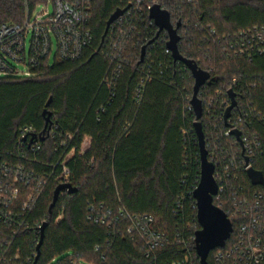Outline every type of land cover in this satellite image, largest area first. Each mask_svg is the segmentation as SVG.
<instances>
[{
    "label": "trees",
    "instance_id": "16d2710c",
    "mask_svg": "<svg viewBox=\"0 0 264 264\" xmlns=\"http://www.w3.org/2000/svg\"><path fill=\"white\" fill-rule=\"evenodd\" d=\"M158 1L175 27L181 23V55L214 79L202 87L201 94L211 97L232 88L240 95L242 107L251 116L241 130L244 136L256 134L261 140L263 153L255 158L253 168L264 174V122L258 117L264 116V56L248 61L224 52L225 37L255 25L264 27V0H200L196 7L179 0ZM49 2L55 0H0V26L22 23L28 12ZM127 6L126 0H92L88 27L94 40L80 59L56 58L51 66L44 63L35 77L0 79V170L22 165L38 177H49L29 217L32 226L47 223L37 264H53L70 253L80 255L87 264H170L183 257L181 249L172 248L159 251L156 260L147 259L140 242L90 219L102 205L115 210L124 207L133 215H153L162 230L176 229L193 217L189 202L181 214L176 212L177 198L189 199L200 181L196 118L185 111L189 104L185 98L193 96L195 79L184 63L173 62L166 53V33L155 40L158 29L138 23V30L124 41L116 87L106 83L118 65L103 54L110 32L106 34L107 22ZM145 19L150 21L148 13ZM148 77L138 98V89ZM251 110L256 111L254 117ZM45 111L51 114L50 128H57L56 137L49 132L41 137ZM201 123L209 151L226 145L227 140L220 139L224 123L214 128L206 113ZM25 127H34L40 136L36 144L41 149L36 153L30 149V139L25 143L20 139ZM86 138L91 145L83 152ZM61 141L66 147L58 145ZM71 153L66 167L70 184L78 192L62 193L50 212L62 163ZM241 181L248 189L264 191L253 186L245 172ZM214 203L227 212L219 201ZM4 233L0 227V234ZM36 238L29 231L17 237L14 251L20 249L22 264L37 251ZM3 243L0 240V246ZM213 254L208 264H213Z\"/></svg>",
    "mask_w": 264,
    "mask_h": 264
},
{
    "label": "built area",
    "instance_id": "2783aa9c",
    "mask_svg": "<svg viewBox=\"0 0 264 264\" xmlns=\"http://www.w3.org/2000/svg\"><path fill=\"white\" fill-rule=\"evenodd\" d=\"M126 1L128 9L110 26L103 50V54L111 63H118L112 75L106 80L111 89L116 87L122 70L121 61L126 50L124 41L138 30V23L147 28L155 26L158 29L154 20L150 18L151 9L155 5L166 10L158 0ZM179 1L196 7L200 0ZM91 4L92 0H55L53 3L39 6L38 8L47 7L43 8L40 14L36 12L38 8L33 13L28 12L22 23L1 25L0 74L4 78L35 77L44 63L47 62L48 66L52 65L50 61L54 52L55 59L65 61L80 59L94 40L88 27V11ZM50 5L54 7L53 14L49 12ZM147 13L150 19L148 22L145 19ZM163 32L166 33L169 42V34ZM211 34L216 36V31L211 29ZM158 37L156 36L155 40ZM224 52L228 57L243 58L248 61L264 56V27L255 25L225 37ZM166 53L175 62L172 52L167 47ZM149 80L148 77L142 81L137 92L138 98H141ZM231 91L232 88L228 91H218L211 97H205L201 91L199 93L203 103V116L204 113L207 114L214 122V128L221 123L226 125L220 137L227 140L226 145H215L210 151L207 150L209 160L215 166L214 176L218 183V194L214 197V201H219L220 205L227 209L225 213L230 216L234 231L223 248L212 251L213 264H264V191L248 189L241 181L242 173H247L248 169L253 167L255 158L263 153V145L256 134L243 135L241 129L245 127L251 116L242 107L241 97L237 92H234L237 106L231 112L230 118L225 120L227 110L232 104ZM185 99L189 102L185 111L194 114L196 118L191 104L193 96L188 95ZM250 112L254 117L256 111ZM234 113L237 114L236 118H233ZM258 117L264 122V116L258 114ZM56 130L57 128L51 126L49 134L56 137ZM194 131L196 134L195 129ZM236 131L241 132L243 145L234 134ZM33 137H36V144L40 136L34 127H25L20 132L23 143ZM69 138L71 139V136ZM233 139L235 143H232ZM58 145L64 148L66 142L61 141ZM30 149L36 153L41 147L38 144H31ZM72 155L73 153L62 163L63 171L57 178L60 185L70 183V171L66 163ZM246 159L249 160V166H246ZM48 183L47 175L38 177L22 165L16 167L7 165L0 170V227L5 230L4 234H0V240L4 241L0 246V264H22L20 249L14 251V248L17 237L24 231L32 232L37 237L36 243L39 245L43 226H32L29 217L36 209ZM198 186L199 184L195 190ZM195 190L189 194V199L186 195L177 198L176 212L181 214L185 210L186 203L189 202L193 217L185 225H181L182 223L176 225V229L162 230L158 228L157 220L153 215H133L124 207L115 210L102 205L101 211L90 219L94 218L96 223L108 228L114 227L119 235L140 242L147 259L156 260L159 251L177 248L182 250L183 257L170 264H201L196 251V234L201 229V225L198 221L197 201L194 198ZM91 210L94 211V208L92 207ZM232 218L235 219V224ZM8 237L9 239H6ZM36 256L37 251L25 264H34ZM53 264L87 263L80 255L70 253L66 258L54 261Z\"/></svg>",
    "mask_w": 264,
    "mask_h": 264
},
{
    "label": "water",
    "instance_id": "95a60500",
    "mask_svg": "<svg viewBox=\"0 0 264 264\" xmlns=\"http://www.w3.org/2000/svg\"><path fill=\"white\" fill-rule=\"evenodd\" d=\"M127 9L128 8L117 10L110 17L109 21L107 22L106 34L110 26L120 16H122L127 11ZM150 18L154 20L156 26L159 29L157 37L163 31H166L169 34L170 40L167 44V48L172 52V56L175 62L184 63L191 71L193 78L195 79L193 99L191 104L193 105L196 114L195 130L199 141V150L201 157V179L198 188L194 192V198L197 201L198 205V221L201 225V229L196 234V251L200 258L201 264H208V258L211 252L218 248H223L234 231L233 224L228 215L224 210L214 204V197L218 194V183L214 176L215 166L209 160L208 150L206 148L205 133L201 123V119L203 118V103L199 98V93L202 87H204L206 84H212L214 79L212 78L210 73L200 69L195 62L185 59L181 55L179 51V43L181 41V37L178 34V29L180 28L181 23H179L175 27L172 24L170 13L166 10H163L159 5H155L151 9ZM145 53L146 47L143 48L142 61L144 60ZM230 95L232 98V104L227 110L225 118L226 121L230 118L231 112L237 106L235 94L231 91ZM44 116L46 117V127L41 137H43V135H46L50 130L51 114L48 111H45ZM234 134L238 137L241 145H243L241 132L236 131ZM35 138L36 137H33L31 139L30 146ZM246 166H249L248 159H246ZM247 175L253 186L262 187L264 189V174L261 171L250 167L247 171ZM64 192L73 195L78 192V189L70 183L59 185L54 192V199L50 207V212H52L61 194ZM46 227L47 223L42 228L40 243L37 247L38 254L34 264H37L41 256V247L44 242V233Z\"/></svg>",
    "mask_w": 264,
    "mask_h": 264
},
{
    "label": "rangeland",
    "instance_id": "374dc122",
    "mask_svg": "<svg viewBox=\"0 0 264 264\" xmlns=\"http://www.w3.org/2000/svg\"><path fill=\"white\" fill-rule=\"evenodd\" d=\"M43 8H47V7H40V8H38L37 9V13H41L44 9ZM48 9H49V12H50V14H53V12H54V7H53V5H50V6H48ZM54 56H55V52H54V54H53V56L51 57V63L53 64L54 63V61H55V58H54ZM2 78H4L3 77V75L2 74H0V79H2Z\"/></svg>",
    "mask_w": 264,
    "mask_h": 264
},
{
    "label": "crops",
    "instance_id": "0c3cea01",
    "mask_svg": "<svg viewBox=\"0 0 264 264\" xmlns=\"http://www.w3.org/2000/svg\"><path fill=\"white\" fill-rule=\"evenodd\" d=\"M91 145V139L90 138H86L85 142L83 144V152H86L87 150H89Z\"/></svg>",
    "mask_w": 264,
    "mask_h": 264
}]
</instances>
